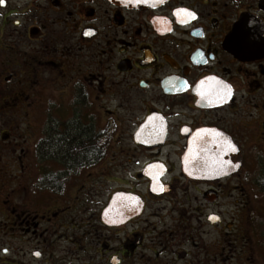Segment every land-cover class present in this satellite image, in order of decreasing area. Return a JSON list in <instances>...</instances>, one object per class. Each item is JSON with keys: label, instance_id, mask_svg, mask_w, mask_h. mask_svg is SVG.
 I'll list each match as a JSON object with an SVG mask.
<instances>
[{"label": "flooded vegetation", "instance_id": "flooded-vegetation-1", "mask_svg": "<svg viewBox=\"0 0 264 264\" xmlns=\"http://www.w3.org/2000/svg\"><path fill=\"white\" fill-rule=\"evenodd\" d=\"M48 68L62 78L72 121L86 116L94 129L84 139L95 145L91 165L116 145L131 180L95 199L94 185L53 181L52 162L64 155L16 152L5 162L4 138L0 264H71L64 239L85 248L78 238L100 246L105 264L191 252L205 264H264V0H3L0 79L13 96L32 97ZM220 85L231 88L225 99L207 95ZM113 199L124 211L106 214ZM193 223L218 239H203Z\"/></svg>", "mask_w": 264, "mask_h": 264}, {"label": "rangeland", "instance_id": "rangeland-1", "mask_svg": "<svg viewBox=\"0 0 264 264\" xmlns=\"http://www.w3.org/2000/svg\"><path fill=\"white\" fill-rule=\"evenodd\" d=\"M44 68V67H43ZM53 68V67H52ZM52 68H48V70H52V72L48 73L47 75H41L38 77V83H32L35 86L36 95L32 97H25L21 94L14 95V92L11 91L9 88V84H7L3 79H0V143H3L4 145H7L3 142V139L6 138L8 141L11 142L10 148L4 147V160L7 162L9 157L13 154L17 155V153L23 155V153L26 154H32L33 152L41 154L39 150L42 151V143L45 142V130L47 129L51 135L49 138H47V143H53L54 147L47 148L50 152L56 151L57 148H59V141L57 140L60 136L63 135V130L65 123H68V126L75 125L77 127L76 133L82 132V124H78L79 121H72L75 114H68L67 109L64 107L67 105L65 100L64 103V86L62 85V78L58 74V71L53 70ZM55 68V67H54ZM39 73V72H38ZM38 91V92H37ZM22 93V91H21ZM15 105V107H13ZM12 106V107H11ZM87 118L86 116H84ZM83 117V123L87 124L89 121H87ZM61 123V125H60ZM64 123V124H63ZM2 133V134H1ZM58 135L57 137L55 135ZM81 139V138H80ZM92 142V141H89ZM46 145V144H45ZM16 149L14 152L11 149ZM95 148V146H94ZM103 148V147H102ZM1 149V146H0ZM20 149H24V151L20 152ZM104 151L103 160L99 163L98 168L95 169L93 165L90 163L87 164L86 167L83 168L84 172L81 174L80 177L76 178L75 176H69L67 178H64V186L67 185H85L91 188L92 185H94L95 188H98L97 192L94 189V196L96 198L105 199L107 195L113 191L114 189H117L122 186H126L127 184H130V168L128 166V163L122 162L123 156L121 154V151H118V146L112 145L109 146ZM95 152V149L93 150ZM44 155V154H41ZM46 155H53V154H46ZM91 159H93V154H88ZM115 155V157H114ZM121 155V156H120ZM120 156V159H119ZM89 158V159H90ZM116 158V160H115ZM24 162L26 163V160L24 159ZM45 163L41 162L40 164ZM123 163L124 166H128L127 168L120 167L119 164ZM45 168V164H42ZM88 165H90L88 167ZM116 165V168H115ZM109 167H111V171H109ZM8 172L11 168H5ZM123 169H126L127 172L122 171ZM32 170L34 171V168L30 169L27 168L25 171ZM88 171V172H86ZM86 172V173H85ZM91 174H95L96 178L87 177ZM95 180V181H94ZM235 196L233 198H230L228 200V204L224 209H226V215L225 218L227 220L234 219L235 213H236V207L234 205ZM92 210L94 208L93 203H89L88 205ZM87 208V206H86ZM223 208V207H222ZM83 207L78 208V210L74 211V214H82L83 213ZM91 210V211H92ZM82 211V212H81ZM191 226V231H194L197 229V233L201 234L203 239H207L208 235H211L213 240H217L218 232L216 230H210L208 226H199L194 225ZM206 229V234L204 236L203 230ZM82 235V230L80 231H73L69 230L67 232V237L69 238H75L74 234ZM192 233V232H191ZM238 234V233H237ZM202 239V240H203ZM64 239V245L65 248L69 251V253L73 254V261L68 260L71 264H105L103 260V252L99 250L100 246L98 247V250L96 251V248L90 247L88 244V239H84L81 241L80 238L77 240L80 241L82 245L85 246L79 249V244H71L70 240L67 242ZM199 241V238H198ZM201 241V240H200ZM188 247V246H184ZM231 247V246H230ZM229 247V248H230ZM182 249V247L180 248ZM187 249H194V247H189ZM198 251L199 249L196 248ZM100 251V253L98 252ZM247 258L241 257V258H230L227 264H234L236 261V264H245L248 262L246 260ZM157 263H154L156 262ZM149 264H205V261L207 262V257L202 256L201 254L197 253L196 256L191 252L188 256H178V254H162L161 256H158V258H154L153 256H149L148 258ZM238 261V263H237ZM253 259L249 260V264H251ZM208 263V262H207ZM216 262H213L215 264ZM108 264V263H106ZM134 264H144L142 262L134 261ZM220 264V263H219Z\"/></svg>", "mask_w": 264, "mask_h": 264}, {"label": "trees", "instance_id": "trees-1", "mask_svg": "<svg viewBox=\"0 0 264 264\" xmlns=\"http://www.w3.org/2000/svg\"><path fill=\"white\" fill-rule=\"evenodd\" d=\"M82 127V132L76 133L75 131H77V127L75 125L68 126V123H65V129L62 132L64 136H60L57 139L59 141V143H57L59 148H57L56 151L51 152L47 148H53L54 144H48L46 142L51 133L47 129L45 130L44 135L46 138L44 139L45 142L42 143V146L44 147H42V151L39 150V152L44 155L50 153L53 155H64V158H55L54 162H52L53 170L51 172V176L54 182L57 179L62 181L61 179L67 178L70 171L84 168L87 166V164L93 163V160L88 154L94 153L93 150L95 145L93 142H87L84 139L93 138L94 129L91 127L89 128L85 124H83ZM55 136L57 137L58 135L56 134ZM59 183L62 184L61 182Z\"/></svg>", "mask_w": 264, "mask_h": 264}, {"label": "snow or ice", "instance_id": "snow-or-ice-1", "mask_svg": "<svg viewBox=\"0 0 264 264\" xmlns=\"http://www.w3.org/2000/svg\"><path fill=\"white\" fill-rule=\"evenodd\" d=\"M3 3V0H0V4ZM176 14L178 16H180L181 14H184L188 17H192V18H195V14L192 13V12H189L188 10L186 9H177L176 10ZM201 84H204V81H201ZM219 84V82H218ZM231 93V88L230 86L228 85H220V87H210L208 92H207V95L208 96H211V97H215L216 99L218 100H223L225 99L228 95H230ZM205 93H201V95H204ZM149 120H152V117H149ZM208 130H204V129H201L200 132L197 133V137H200L201 136V133H205L207 132ZM213 133H215V135L217 136H220L221 134L220 133H217L215 130H211ZM225 146L230 148L232 151H235V148L232 147L231 143L230 142H225ZM151 167V166H150ZM156 167H160V166H156ZM131 199V198H129ZM214 217H210V219H213Z\"/></svg>", "mask_w": 264, "mask_h": 264}, {"label": "water", "instance_id": "water-1", "mask_svg": "<svg viewBox=\"0 0 264 264\" xmlns=\"http://www.w3.org/2000/svg\"><path fill=\"white\" fill-rule=\"evenodd\" d=\"M185 164H186V170H187L188 174L193 176V177H197L199 172H198V170L194 169L195 168L194 165L193 164L191 165L189 161H186ZM117 197H118V195H117ZM116 207H117V204L115 203V199H113L110 202L109 206L106 208V214H108L109 211H111L112 209H115ZM120 210H123V209H121L120 207H117V211L119 212ZM117 263H118V261H112L111 264H117Z\"/></svg>", "mask_w": 264, "mask_h": 264}]
</instances>
